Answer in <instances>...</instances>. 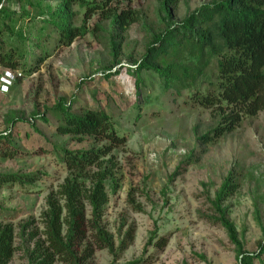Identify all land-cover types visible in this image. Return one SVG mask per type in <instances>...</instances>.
<instances>
[{"label": "rangeland", "instance_id": "374dc122", "mask_svg": "<svg viewBox=\"0 0 264 264\" xmlns=\"http://www.w3.org/2000/svg\"><path fill=\"white\" fill-rule=\"evenodd\" d=\"M35 1L22 0L12 9L31 13ZM205 1L180 0L176 16L182 17ZM127 3L141 18L121 33V61L126 67L131 61L129 56L138 58L144 51L146 36L142 24L159 25L157 0H114L109 5ZM85 23L88 29L96 23L102 29L88 32L70 46H49L50 56L39 70L19 69L22 76L13 80L6 92L1 88L5 68L0 67V133L9 132L23 151L16 159L0 158V173L37 175L29 184L0 187V223L11 222L18 230L21 223L39 218L47 195L67 174L54 147L90 146L89 141H74L54 129L56 118L47 108L60 96H66L73 100L75 112L84 107L106 110L120 134L128 139L124 150L118 153V186L110 195L103 217L116 241L129 226L135 227L133 243L117 262L144 255L152 260L150 264H239L235 245L224 227L214 221L211 200L230 171L240 176V186L223 204L244 247L257 250L264 232V110L245 119L234 132L207 146L202 154L197 148L198 136L215 125L213 115L200 108L189 110L181 99L166 108L173 100L160 93L156 80L143 92L149 97H138L134 79L126 68H119L118 76L107 79L103 71L111 64L110 42L117 33L109 19L100 20L96 14ZM10 26L25 38L37 33L26 18L17 17ZM1 39L6 46L18 44L12 32H2ZM33 113L44 114L50 119L49 124L32 119ZM13 118L26 122L31 119L40 133L23 121L12 128ZM193 148L202 155L196 164L189 165L185 159ZM178 166L180 170L174 175ZM129 193L141 204L142 211H135L128 203ZM154 229L158 236L169 237L162 250L148 244ZM111 262L106 249L96 250L90 261ZM25 263L24 255L17 251L9 264Z\"/></svg>", "mask_w": 264, "mask_h": 264}, {"label": "trees", "instance_id": "16d2710c", "mask_svg": "<svg viewBox=\"0 0 264 264\" xmlns=\"http://www.w3.org/2000/svg\"><path fill=\"white\" fill-rule=\"evenodd\" d=\"M21 1L0 0V67L39 70L51 49L70 46L88 32L101 30L97 23L91 29L85 23L96 14L100 20L109 19L117 33L110 42L111 64L103 71L107 79L118 76L119 68H126L134 79L138 97H149L143 92L156 80L160 93L173 100L166 108L181 99L189 110L200 108L213 115L215 125L198 136L197 148L202 154L207 146L234 132L245 119L264 110V0H207L180 18L175 13L180 0H157L159 25L142 24L146 36L144 51L138 58L129 56L127 67L121 61V33L141 18L130 3L121 6L109 5L114 0H36L33 12L19 13L12 5ZM17 17L26 18L37 33L27 38L14 33L10 22ZM4 31L15 34L18 44L6 46L1 39ZM47 110L54 112L56 133L80 143L89 141L90 146L54 147L67 174L47 195L38 219H28L18 230L11 222L0 223V264H9L17 251L24 255L25 264H91L95 251L101 249L112 256L110 264H150L152 260L144 255L117 262L133 243L135 227L129 226L116 241L103 223L110 195L118 186V153L128 142L113 116L92 107L75 112L73 100L66 96H60ZM31 118L50 122L44 114L33 113ZM22 121L26 122L13 118L10 125L13 128ZM26 123L40 133L31 119ZM197 148L186 156L189 165L201 158ZM22 152L9 132L0 133L1 159H16ZM36 179L35 173H0V187L29 184ZM240 182L238 174H227L211 200L214 221L224 227L235 245L239 264H264V232L257 250L248 251L223 204ZM128 203L135 211H142L132 193ZM168 240L167 235L158 236L154 229L148 244L162 250Z\"/></svg>", "mask_w": 264, "mask_h": 264}, {"label": "built area", "instance_id": "2783aa9c", "mask_svg": "<svg viewBox=\"0 0 264 264\" xmlns=\"http://www.w3.org/2000/svg\"><path fill=\"white\" fill-rule=\"evenodd\" d=\"M21 76L22 73L19 70L5 69L2 75V85H1L2 90L6 92L9 86L12 84V81Z\"/></svg>", "mask_w": 264, "mask_h": 264}]
</instances>
